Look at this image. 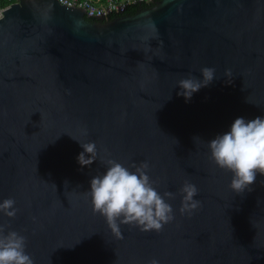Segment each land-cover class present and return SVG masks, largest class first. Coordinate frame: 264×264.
<instances>
[{
	"label": "water",
	"instance_id": "obj_1",
	"mask_svg": "<svg viewBox=\"0 0 264 264\" xmlns=\"http://www.w3.org/2000/svg\"><path fill=\"white\" fill-rule=\"evenodd\" d=\"M0 12V202L18 209L0 225L27 238L34 264H264V176L237 194L208 147L235 119L264 118V0H155L107 20L57 0ZM204 67L213 81L186 101L178 81ZM76 139L96 143L90 166ZM108 159L147 162L175 194L162 231L121 224L117 239L93 212Z\"/></svg>",
	"mask_w": 264,
	"mask_h": 264
},
{
	"label": "clouds",
	"instance_id": "obj_2",
	"mask_svg": "<svg viewBox=\"0 0 264 264\" xmlns=\"http://www.w3.org/2000/svg\"><path fill=\"white\" fill-rule=\"evenodd\" d=\"M200 72L202 80L190 73L187 78L178 81L181 89L178 95L186 101L215 77L214 68L204 67ZM225 72L230 74L229 69ZM77 141L83 148L77 157L78 163L82 167L90 166L98 158L96 143ZM208 147L215 165L232 173L229 186L237 194L251 191L257 174L264 176V118L257 117L250 121L242 117L235 119L230 131L211 140ZM101 163L106 166V171L92 178L90 191L87 192L91 197L93 212L106 219L117 239H123L121 224L138 227L144 232H160L165 224L175 219L171 204L166 202V198L174 199L175 194L166 191L161 195L157 191L147 174V162L139 167L133 165L135 171L112 159ZM180 192L182 213H191L200 206V201L194 199L198 195L194 184L186 182ZM15 203L12 198L3 200L0 202V213L14 219L18 211ZM26 246L25 236L13 230L6 231V227L0 225V264H34L33 258L26 252ZM150 264H159V261L153 258Z\"/></svg>",
	"mask_w": 264,
	"mask_h": 264
},
{
	"label": "built area",
	"instance_id": "obj_3",
	"mask_svg": "<svg viewBox=\"0 0 264 264\" xmlns=\"http://www.w3.org/2000/svg\"><path fill=\"white\" fill-rule=\"evenodd\" d=\"M16 0H0V11ZM155 0H57L66 6L80 8L88 18L107 20L110 17L121 15L133 5L145 3L151 4ZM2 13L0 12V17Z\"/></svg>",
	"mask_w": 264,
	"mask_h": 264
},
{
	"label": "trees",
	"instance_id": "obj_4",
	"mask_svg": "<svg viewBox=\"0 0 264 264\" xmlns=\"http://www.w3.org/2000/svg\"><path fill=\"white\" fill-rule=\"evenodd\" d=\"M147 5H148V4H145V3H140V4L133 5V6H131L130 8H128L126 11H124L122 14L133 13V12H135L138 8H140V7H144V6H147Z\"/></svg>",
	"mask_w": 264,
	"mask_h": 264
}]
</instances>
